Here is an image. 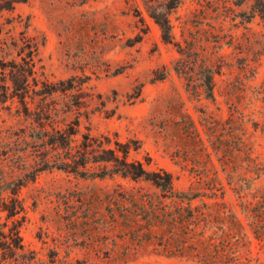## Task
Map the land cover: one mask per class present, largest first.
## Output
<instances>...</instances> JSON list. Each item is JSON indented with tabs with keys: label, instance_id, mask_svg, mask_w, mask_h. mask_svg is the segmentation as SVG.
Wrapping results in <instances>:
<instances>
[{
	"label": "rangeland",
	"instance_id": "1",
	"mask_svg": "<svg viewBox=\"0 0 264 264\" xmlns=\"http://www.w3.org/2000/svg\"><path fill=\"white\" fill-rule=\"evenodd\" d=\"M168 2L27 0L0 12V64L32 51L37 83L28 115L0 103V186L45 168L19 191L23 264H204V238L207 258L231 241L237 264H264V228L252 225L264 209V19L254 0H179L169 44L150 15ZM68 126L77 143H130L128 159L169 173L175 195L95 177L98 164L57 170L47 142ZM196 212L210 229L192 239Z\"/></svg>",
	"mask_w": 264,
	"mask_h": 264
},
{
	"label": "trees",
	"instance_id": "2",
	"mask_svg": "<svg viewBox=\"0 0 264 264\" xmlns=\"http://www.w3.org/2000/svg\"><path fill=\"white\" fill-rule=\"evenodd\" d=\"M26 1L0 0V12L10 11L15 4L25 3ZM178 4L179 0H169L163 6L161 12L150 13L151 18L159 27L161 38L165 43L170 44L173 42L168 16L171 10L177 8ZM253 10L264 19V0H254ZM141 33L145 35L146 29ZM142 35L136 36L135 42H139L142 39ZM30 53L32 51H29L27 57L21 58V62L10 61L0 64V103H5L8 99L17 100L26 115L29 114L26 98L31 90V82L33 86H37L34 78V64ZM204 89L207 97L211 98L212 78L210 75L205 78ZM54 134H56V138H51L47 143L52 147H56L57 170L85 175L89 165L98 164L102 168L99 174H95V177L120 176L131 180L142 179L151 182L165 195H175L173 180L169 173L163 170L148 171L141 162L128 159L131 150L130 143H121L117 140L112 142L107 136L93 137L88 133L82 134L80 142L77 143L74 140L77 135V130L74 126H68L65 130H56ZM112 143L113 147H111ZM44 170L45 168L37 166L30 177L26 176L25 179L11 180L8 182V186L2 182L0 186V213L5 214L4 221H0V264H23V262L18 261V259H23L24 256L19 231L21 225L19 218L24 212V206L19 198V191L28 181H33L38 173ZM177 197L185 201L191 200L183 197V195ZM253 215L252 225H254V230L264 228V209L257 210ZM209 223L205 212L194 213L190 219L185 221L188 226V236L194 239L197 230L205 235L210 229ZM233 227H236L235 232L238 233L240 224L236 220ZM228 235L230 234L228 233ZM256 235L259 234L257 233ZM216 238L218 241V234ZM204 240H198L202 243L205 252L204 256L200 255L199 252L196 254L200 255V260L204 264H218V258L223 264H237L238 255L229 253L232 246L231 241L223 242L222 250L218 252V248H216L214 256L207 258L211 244L207 241L208 239L204 238Z\"/></svg>",
	"mask_w": 264,
	"mask_h": 264
}]
</instances>
